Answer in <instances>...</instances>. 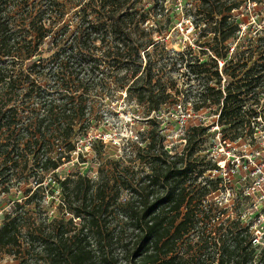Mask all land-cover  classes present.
<instances>
[{"label": "trees", "instance_id": "16d2710c", "mask_svg": "<svg viewBox=\"0 0 264 264\" xmlns=\"http://www.w3.org/2000/svg\"><path fill=\"white\" fill-rule=\"evenodd\" d=\"M247 1L198 0L201 17L196 27L208 20L199 36L212 33L208 40L204 38L210 55L208 60L198 55L186 59L192 72L205 81L198 107L207 103L216 106L218 123L222 125L221 140L232 145L238 139L250 140L251 144L262 123L258 118L264 122V112L257 109L264 99V29H257L255 38L249 33L242 39L239 21L234 17ZM250 1L259 4L264 12V0ZM140 2L0 0V182L4 184L0 194L5 196L0 201L10 195L14 175L24 176L25 171L27 184L30 180L36 184L35 190L24 189L28 196L24 203L18 197L8 198L12 205L1 220L0 250L14 253L20 264H186L182 247L199 223L205 221L204 226L212 229L198 234L200 249L212 248L216 255L204 254L197 264H206L209 259L212 264H264V247L254 243L252 222L223 220L226 209L218 211L219 207L214 206L217 201L210 203L209 197L219 192L225 176L222 172L212 174L220 169L219 160L205 163V156L197 155L195 146L206 133L204 122L186 127L185 144L179 151L175 147L174 152L164 143L158 117L172 95L153 80L149 49L160 42L145 26L150 11L139 7ZM73 9L82 17L74 30L70 23L60 22ZM165 9L161 6L157 15ZM92 14L93 22L88 20ZM109 35L114 38L115 46L109 51L114 63L122 64L120 68L127 72L132 70L119 89L126 87L127 95L146 105L148 114L158 115L153 117L148 137L136 141L134 160L147 170L142 173L126 166L118 175L108 177L100 167L95 180L80 170L67 174L54 186L51 180L49 190H61L66 211L63 216L43 217L41 201L47 190L44 187L42 191L44 177L51 172L57 175L58 168L77 151L71 142L76 131L72 126L60 129L65 149L58 157L51 154L54 149L47 143L40 146L41 139L36 134L44 137L56 122L72 121L77 116L75 111H85L82 97L95 87L103 62L90 51L99 48L95 42L105 41ZM230 40H237L240 46L231 50ZM142 51L149 57L144 68ZM71 78L81 81L80 95L78 89L73 90ZM52 80V91L43 89V84ZM21 95L39 100V111L44 113H40L34 133L19 134L10 141L18 126L12 128L17 122L11 111L16 109L8 106ZM245 98L251 101L248 106ZM260 130L264 131V126ZM7 131L12 135L2 143ZM40 172L43 176L38 177ZM124 192L128 195L122 199ZM204 205L206 209H202ZM199 210L203 216L198 215ZM259 214L254 212V216ZM77 218L80 226L75 224ZM30 220H40L39 229L26 226ZM23 228L28 231L23 232Z\"/></svg>", "mask_w": 264, "mask_h": 264}, {"label": "rangeland", "instance_id": "374dc122", "mask_svg": "<svg viewBox=\"0 0 264 264\" xmlns=\"http://www.w3.org/2000/svg\"><path fill=\"white\" fill-rule=\"evenodd\" d=\"M161 6L166 9L159 16L157 14L160 12L159 8ZM245 6L246 4H243L241 10L236 12L234 17L239 21L242 39H244L243 36L249 33L255 38L257 29H264V12L260 11L259 4L255 1L248 0L247 6ZM139 7H143L146 12L150 11L149 21L145 26L152 29V36L157 42H160L158 46H151L149 49L153 66V80L154 82L159 81L158 87L166 89V93L172 95L168 97L167 107L162 109V113H159L158 117L160 133L164 135L166 147L174 150V152H176V149L179 151V148H182L185 144L186 127L195 122H204L206 133L195 146L197 155L205 156V163L206 161L213 162L212 159H220L219 163L226 164L228 168L224 185L219 192L212 193L213 197H209L210 203L217 201L214 206L219 207L218 211L226 209L222 215L223 220L230 218V222L243 219L247 220L248 223L251 221L255 236L254 243L261 244L264 247V131L260 130L264 126L263 119L258 118L262 123L258 128V136L251 144H249L250 140L243 141L241 139H238L234 145L230 142L224 144L221 140L222 125L218 123L219 114L215 110L216 106L207 103L202 107H198L200 106V94L203 92L205 81L203 76H197L196 73L192 72L186 59L198 55L203 60H208L210 51L207 44H204V38L208 40V37L212 34L202 36L203 38L199 36L201 28L204 29L205 22L208 20L202 22L201 26L196 27V21L201 17L197 10L199 7L198 0H141ZM75 9L60 21L61 23H70V28L73 30L79 27L82 18L75 15ZM93 16L94 14L88 20L93 22ZM260 16L263 18L261 19ZM237 43V40L231 42V50H234L236 46H240ZM243 43L246 44V41L243 40ZM95 44L99 48L90 52L100 57L103 62L100 63V68L97 71L99 76L96 77L97 81H94L95 87L89 91L87 96L82 97V102L86 105L85 111H75L77 116L72 121L56 122L51 131L47 132L44 137L40 133L36 134V138L41 139L40 146L42 142L47 143V147L54 149L51 154L58 157L60 152L65 149V142L61 137L60 132L62 130L60 129L72 126L76 131L73 134L74 137L71 138V142L76 144L77 151L72 154L69 161H65V158H63L65 162L58 168L57 175L51 172L44 177L42 191L44 187L47 190L43 193L44 201H41V203L44 202V207H42L43 217L63 216L66 211L65 206L61 203V190L58 187H55V189L52 187V190L54 189L53 193L51 189L49 190L51 180H53L52 185L54 186V183H58L59 179H65L67 174L78 170L87 173L95 180L98 177L100 167H103L104 173L108 177L118 175L126 166L139 169L142 173L147 170L145 165H141L134 160L138 147L136 141L142 137H148L149 131L153 127V117H156L157 114L154 112L148 114L149 109L147 106L139 104L134 97L130 98L127 95L126 87L123 90L119 89L122 81L131 76L132 70L130 69L127 72L125 68H120L122 64L116 65L114 57L109 55V51L112 52L115 46L113 36L109 35L105 41L98 40ZM244 48L241 47L242 50ZM203 51H206L207 54ZM141 54L144 68L149 57L146 56L144 51ZM48 66L50 68L51 65ZM219 66L223 70V63L220 62ZM208 69L213 71L212 67H208ZM209 73L211 75V72ZM71 80L73 81V90L78 89L77 94L80 95L82 93L81 81L75 78H71ZM50 82V84H43V89L52 91L53 80ZM222 82L224 83L225 79ZM245 99L248 106L251 101L249 98ZM40 105L41 102L35 98L24 97L23 95L15 97L8 107L16 109V111H11L17 122L12 128L18 127L10 141L16 140L15 138L19 134L34 133L37 121L40 118L39 115L44 113L42 110L39 111ZM257 109L264 112V99ZM26 126L29 127L28 131L23 130ZM9 135L11 136L12 133L7 131L1 142H7V136ZM26 141L25 138L20 142L21 147ZM98 141H101V143ZM35 166L38 167L37 164ZM23 173L25 176V171ZM24 176H13L10 182V195H6L4 201H0V225L2 224L3 215L11 209L12 203L8 202V198L18 197L20 203H24L28 198L23 193L24 189L26 187L36 189L35 182L30 180V184H27L28 182ZM39 176H43L42 172L38 174ZM3 189L4 184L0 182V192ZM127 195L128 193L124 192L122 199H125ZM2 197L5 196L1 193L0 199ZM205 205L210 204L205 203ZM205 205L202 209H206ZM256 211H260V214L254 216ZM198 212L199 216H203L201 210ZM252 215V219L249 220V216ZM37 219L39 218L37 217ZM39 221L30 220L26 226L35 227L34 229L37 230L39 229L37 228ZM75 224L80 226L78 218L75 220ZM204 224L205 221L199 223L195 233L186 239L182 247L181 254L186 260V264H197L201 258H204V254L205 257H208V253L216 255L213 254L212 248L208 250L200 249L202 242L199 240L198 234L203 231L207 233L212 229L210 226H204ZM27 231L28 228H23V232ZM209 245L210 247L213 245L212 240ZM194 256L196 263H194ZM39 263L43 264V261ZM0 264H20V258L14 253L0 250ZM206 264H212L210 259Z\"/></svg>", "mask_w": 264, "mask_h": 264}, {"label": "built area", "instance_id": "2783aa9c", "mask_svg": "<svg viewBox=\"0 0 264 264\" xmlns=\"http://www.w3.org/2000/svg\"><path fill=\"white\" fill-rule=\"evenodd\" d=\"M223 143L226 144V141H224ZM227 143H228V142H227ZM219 161H220V159H219ZM219 161H218V165H219L220 169L215 170L214 172H212V174H213V175H216L217 173H221V172H222V173L224 174V176H225L226 171H227L226 164L223 165L222 163H219Z\"/></svg>", "mask_w": 264, "mask_h": 264}]
</instances>
